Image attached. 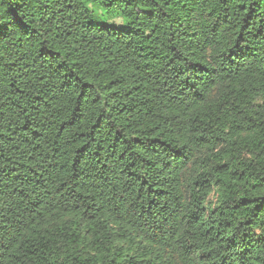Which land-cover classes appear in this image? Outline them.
Segmentation results:
<instances>
[{
	"label": "trees",
	"instance_id": "16d2710c",
	"mask_svg": "<svg viewBox=\"0 0 264 264\" xmlns=\"http://www.w3.org/2000/svg\"><path fill=\"white\" fill-rule=\"evenodd\" d=\"M0 264H264V0H0Z\"/></svg>",
	"mask_w": 264,
	"mask_h": 264
}]
</instances>
